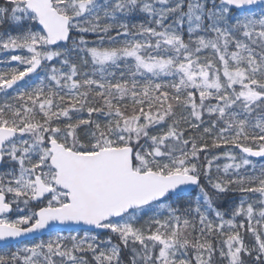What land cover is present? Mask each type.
<instances>
[{"label": "snow or ice", "instance_id": "snow-or-ice-1", "mask_svg": "<svg viewBox=\"0 0 264 264\" xmlns=\"http://www.w3.org/2000/svg\"><path fill=\"white\" fill-rule=\"evenodd\" d=\"M0 264H264V0H0Z\"/></svg>", "mask_w": 264, "mask_h": 264}]
</instances>
